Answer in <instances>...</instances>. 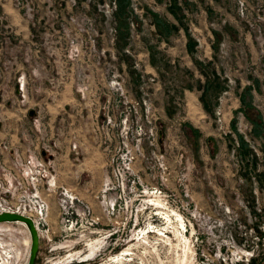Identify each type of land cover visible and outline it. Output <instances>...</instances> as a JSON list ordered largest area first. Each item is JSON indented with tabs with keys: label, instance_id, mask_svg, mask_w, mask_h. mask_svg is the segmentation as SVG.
Returning a JSON list of instances; mask_svg holds the SVG:
<instances>
[{
	"label": "rangeland",
	"instance_id": "obj_1",
	"mask_svg": "<svg viewBox=\"0 0 264 264\" xmlns=\"http://www.w3.org/2000/svg\"><path fill=\"white\" fill-rule=\"evenodd\" d=\"M2 210L33 264H264V0H0Z\"/></svg>",
	"mask_w": 264,
	"mask_h": 264
},
{
	"label": "water",
	"instance_id": "obj_2",
	"mask_svg": "<svg viewBox=\"0 0 264 264\" xmlns=\"http://www.w3.org/2000/svg\"><path fill=\"white\" fill-rule=\"evenodd\" d=\"M30 114H32V112H30ZM16 221L25 223L29 231L30 249H29L28 264H33L35 257H36L37 250H38V246H39V233L37 231L34 221L28 216H24L22 214H18L15 212H1L0 213V223L1 222H16Z\"/></svg>",
	"mask_w": 264,
	"mask_h": 264
},
{
	"label": "built area",
	"instance_id": "obj_3",
	"mask_svg": "<svg viewBox=\"0 0 264 264\" xmlns=\"http://www.w3.org/2000/svg\"><path fill=\"white\" fill-rule=\"evenodd\" d=\"M243 1V0H242ZM243 4H240V10L242 12V10H246V4L244 5V2H241ZM21 170L23 171V173H21L22 176L28 177V181L31 183H36L38 181V177L40 176L43 177V175L46 173V168L44 166V164L41 162L39 163L37 160H35L32 156L30 158H28L25 162V164H23V167H21ZM10 186H12V184H14L13 181L9 182ZM38 214L41 215L44 212V204H38ZM15 212L12 210H2L1 212ZM19 212V211H18ZM36 225V223H35ZM37 227V225H36Z\"/></svg>",
	"mask_w": 264,
	"mask_h": 264
},
{
	"label": "crops",
	"instance_id": "obj_4",
	"mask_svg": "<svg viewBox=\"0 0 264 264\" xmlns=\"http://www.w3.org/2000/svg\"><path fill=\"white\" fill-rule=\"evenodd\" d=\"M251 49H252V47H251ZM252 86H253V85H252ZM14 87H16V88H15V90H16L15 92H16V94H17V86H16V83H15V82H14ZM18 93H19V92H18ZM29 114H30V113H28V116H30ZM24 116H25V115H24ZM25 117H27V116H25ZM15 136H16V134H13V135H12V138H18V137H15ZM47 138L51 139V136H50V137H47ZM40 153H42L43 156L46 155L45 151H43V150L40 151ZM56 154H58V150H56ZM59 155H60V157H61V156H62V152H59ZM65 155H66V154H64V156H62L61 158L65 159V158H64ZM48 158H51V155L48 154Z\"/></svg>",
	"mask_w": 264,
	"mask_h": 264
},
{
	"label": "bare ground",
	"instance_id": "obj_5",
	"mask_svg": "<svg viewBox=\"0 0 264 264\" xmlns=\"http://www.w3.org/2000/svg\"><path fill=\"white\" fill-rule=\"evenodd\" d=\"M15 213H18V214H22V215H24V213H20V212H15ZM25 216V215H24ZM16 222H18L19 224H22L23 226H25L26 228H27V226H26V224L25 223H23V222H19V221H16ZM4 222H1L0 224H3ZM1 226V225H0ZM28 230V229H27ZM29 232V231H28ZM29 237H30V235H29Z\"/></svg>",
	"mask_w": 264,
	"mask_h": 264
}]
</instances>
